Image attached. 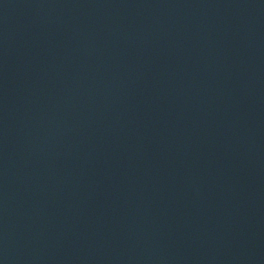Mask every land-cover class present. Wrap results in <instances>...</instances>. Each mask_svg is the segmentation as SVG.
I'll return each mask as SVG.
<instances>
[{
    "label": "water",
    "instance_id": "95a60500",
    "mask_svg": "<svg viewBox=\"0 0 264 264\" xmlns=\"http://www.w3.org/2000/svg\"><path fill=\"white\" fill-rule=\"evenodd\" d=\"M0 264H264V0H0Z\"/></svg>",
    "mask_w": 264,
    "mask_h": 264
}]
</instances>
